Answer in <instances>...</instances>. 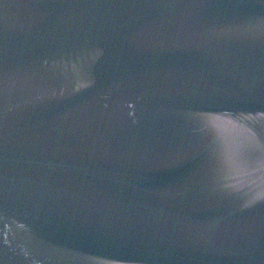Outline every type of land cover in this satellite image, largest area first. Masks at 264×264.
I'll use <instances>...</instances> for the list:
<instances>
[{"label": "water", "instance_id": "obj_1", "mask_svg": "<svg viewBox=\"0 0 264 264\" xmlns=\"http://www.w3.org/2000/svg\"><path fill=\"white\" fill-rule=\"evenodd\" d=\"M0 264H264V0H0Z\"/></svg>", "mask_w": 264, "mask_h": 264}]
</instances>
